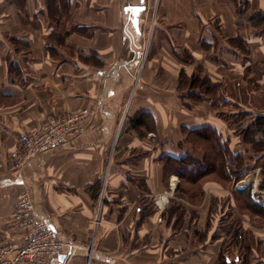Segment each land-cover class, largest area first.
<instances>
[{
  "label": "crops",
  "instance_id": "1",
  "mask_svg": "<svg viewBox=\"0 0 264 264\" xmlns=\"http://www.w3.org/2000/svg\"><path fill=\"white\" fill-rule=\"evenodd\" d=\"M126 6L144 8L138 31ZM81 109V136L9 169L19 136ZM261 117L264 0H0V246L26 191L78 246L53 264H264ZM200 131L247 174L183 191L177 167L203 160ZM247 191L251 203L234 194Z\"/></svg>",
  "mask_w": 264,
  "mask_h": 264
},
{
  "label": "built area",
  "instance_id": "2",
  "mask_svg": "<svg viewBox=\"0 0 264 264\" xmlns=\"http://www.w3.org/2000/svg\"><path fill=\"white\" fill-rule=\"evenodd\" d=\"M90 115L88 109L61 114L22 134L18 137L17 149L10 155L9 169L20 172L30 159L77 139L84 133ZM169 193L154 198L153 205L163 208L168 203ZM8 218L14 238L11 244L0 246V264H53L56 258H69L78 248L73 241L61 240L56 231L38 217L26 191L19 194Z\"/></svg>",
  "mask_w": 264,
  "mask_h": 264
},
{
  "label": "trees",
  "instance_id": "3",
  "mask_svg": "<svg viewBox=\"0 0 264 264\" xmlns=\"http://www.w3.org/2000/svg\"><path fill=\"white\" fill-rule=\"evenodd\" d=\"M200 86L201 84H197L192 82V86ZM201 86H206L202 84ZM207 88V87H206ZM250 131H253L255 135L260 133L262 136L259 140H255L254 137L252 139V143L255 146L256 150L261 149L264 146V118H257L250 126ZM201 133H194L191 135V140L195 141L198 138L202 140L205 139L206 142L203 144L205 153L203 160L198 161L196 159H192L189 157L180 159L179 167H177V173L181 175V183H182V190L189 193L190 191H198V187L200 182L203 178H210L211 180L218 181L219 183H223L224 186H229L232 179L235 178L239 180L243 176L247 174L249 171V166L245 165L241 156L236 154L233 155L226 143H221L219 146H216L214 143L211 142V135L213 134L211 131H200ZM246 140V139H245ZM194 179L193 182H190L192 186L188 189L183 187L184 181H188L189 179ZM190 184L189 182H187ZM262 185H260L261 187ZM234 194L243 196H248V199L245 196V202H250L249 199V192L247 194H239L234 192ZM254 204V203H252ZM222 263L226 264V258L222 259Z\"/></svg>",
  "mask_w": 264,
  "mask_h": 264
},
{
  "label": "water",
  "instance_id": "4",
  "mask_svg": "<svg viewBox=\"0 0 264 264\" xmlns=\"http://www.w3.org/2000/svg\"><path fill=\"white\" fill-rule=\"evenodd\" d=\"M143 7H127L125 8L126 12L128 11L130 13V22L132 24V27L138 31V16L141 11H143Z\"/></svg>",
  "mask_w": 264,
  "mask_h": 264
},
{
  "label": "rangeland",
  "instance_id": "5",
  "mask_svg": "<svg viewBox=\"0 0 264 264\" xmlns=\"http://www.w3.org/2000/svg\"><path fill=\"white\" fill-rule=\"evenodd\" d=\"M243 117H247V116H243V115H241L240 118H239V120H240V122H241V126H239L238 128L241 129V130L243 129L242 127L244 126V124H246V123H245L246 120H245V121L242 120ZM241 120H242V121H241ZM11 154H12V153H11ZM229 257H230V256H229Z\"/></svg>",
  "mask_w": 264,
  "mask_h": 264
}]
</instances>
